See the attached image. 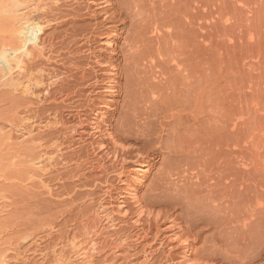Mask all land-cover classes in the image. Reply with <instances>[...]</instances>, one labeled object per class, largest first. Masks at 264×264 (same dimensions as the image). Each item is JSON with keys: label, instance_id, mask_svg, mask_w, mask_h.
I'll return each instance as SVG.
<instances>
[{"label": "rangeland", "instance_id": "1", "mask_svg": "<svg viewBox=\"0 0 264 264\" xmlns=\"http://www.w3.org/2000/svg\"><path fill=\"white\" fill-rule=\"evenodd\" d=\"M160 4L162 12L179 23L175 32L183 38V54L175 62L158 61L157 75L142 72V87L150 91L172 87L183 93L177 98L181 105L171 107L175 117L157 110L156 117L148 119L156 135L153 141L147 139L138 145L145 157L138 159L149 164L138 196L149 202L156 186L170 195L172 202L161 207L173 213L181 225V234L193 244V264H264V0H164ZM82 19L69 26V31L81 30L90 22ZM53 32L54 29L48 30L45 37ZM60 38L54 39V45ZM0 63L3 64L1 59ZM76 77L79 79L81 73ZM125 80L124 77L123 84ZM3 90L0 87V126L17 138L31 126L21 123V118L30 115L26 105H17L13 100L4 103ZM161 101L164 100L157 104L164 108ZM112 107L114 110L106 111L109 118L116 112V106ZM16 112L22 116L18 120L13 116ZM86 131L85 140L75 143V151L90 149L93 138L88 135L89 129ZM158 149L176 160L172 178L160 173L163 157L152 159L153 151ZM59 163L52 174L43 178L48 189L41 187L38 180L39 184L36 180L25 181V177H21L22 181L18 176L10 181L0 180V208L6 209L7 203L10 206L3 212L9 216L2 228L0 246L10 248L6 264H53L56 256L74 261L67 241L77 230L78 216L96 215L104 189L112 186L116 198L118 189L123 187L112 170L109 186L101 188L94 180L86 183L84 179L86 184L81 186L82 182L68 179L64 173L65 161ZM133 167L131 163L130 168ZM9 171L8 179L14 174ZM58 171L64 175L57 177ZM131 176L130 172L124 178L127 183ZM86 178L92 179L89 173ZM112 207L117 209L118 203L112 202ZM87 209L94 212L88 213ZM129 225L124 223L120 228L129 233ZM146 243L149 245L152 240ZM132 244L113 253H94L93 260L95 264H139L144 259L143 247L135 249ZM153 247L159 250L149 264H175L182 254L174 245L160 249L159 243L154 242Z\"/></svg>", "mask_w": 264, "mask_h": 264}, {"label": "bare ground", "instance_id": "2", "mask_svg": "<svg viewBox=\"0 0 264 264\" xmlns=\"http://www.w3.org/2000/svg\"><path fill=\"white\" fill-rule=\"evenodd\" d=\"M163 1L0 0L3 102L13 100L17 105H26L29 117L23 119L17 112L13 116H17V120L21 118V123L31 124L32 128L34 125L32 130L30 125H27L28 130L22 127L25 132L20 128L23 133H17L21 135L17 138L12 131L7 132L6 127L0 126V180L10 181L18 176L22 181L25 177V181L38 180L41 187L48 189L43 178L52 174L59 161L64 160V173L67 172L68 179L82 182L81 186L92 180L96 186H107L111 170L117 173L123 185L118 193L116 191V198L112 186L104 189L100 202L96 196L99 202L94 201L99 204L96 215L81 213L79 222L74 220L77 230L67 244L77 264H95L94 253L117 252L130 242L135 249L143 247L144 259L139 264L153 260L159 250H154V242L159 243L160 249L174 245L182 250L175 264H193V244L181 234V225L173 218V213L166 210L172 202L170 195L156 186L149 195V202L138 196L149 165L148 161L138 159H145L138 145L147 139L153 141L156 135L148 119L155 118L157 110H165L169 117H175L171 107L181 105L177 98L183 93L172 87L147 90L142 87L140 78L142 72L159 74L158 61L175 62L183 54V38L175 32L179 23L162 12L164 8L160 3ZM81 17L90 22L82 25L81 30L69 31L68 27ZM101 17L104 19L100 20ZM63 27L67 28L63 30ZM58 28H62L60 32ZM50 29L54 32L49 34L51 37L47 35V39L46 32ZM55 38H60L55 42L59 46L54 45ZM41 58L44 61L40 62ZM77 73H81L79 79ZM160 74L164 77L163 72ZM160 100H164L161 101L164 108L157 104ZM114 105L116 112L109 118L106 111L114 110ZM86 129L93 138L90 146L87 145L90 149L75 151V143L85 140ZM159 150L153 151L152 159L163 157L160 173L172 178L176 160ZM131 163L135 167L130 168ZM72 164L76 166L71 167ZM8 169L14 173L9 174V179ZM130 172L132 178L127 183L124 178ZM88 173L90 181L86 178ZM62 175L60 171L56 174L57 177ZM114 201L118 203L117 209L112 207ZM3 202L5 204L4 199ZM7 204L6 209L10 207ZM162 204H168L166 209ZM91 205L88 207L92 208ZM1 208L0 246L4 238L2 228L9 216L3 213L6 209ZM124 223H130L129 233L120 228ZM149 240L152 243L148 245ZM9 249H0V264L9 263L6 256ZM70 258L56 256L53 264H75Z\"/></svg>", "mask_w": 264, "mask_h": 264}]
</instances>
